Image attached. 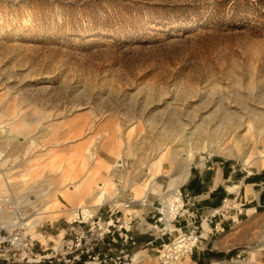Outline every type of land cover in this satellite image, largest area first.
<instances>
[{"label": "rangeland", "instance_id": "obj_1", "mask_svg": "<svg viewBox=\"0 0 264 264\" xmlns=\"http://www.w3.org/2000/svg\"><path fill=\"white\" fill-rule=\"evenodd\" d=\"M227 112L254 123L264 112V0H0V264H90L96 255L101 264L132 262L117 232L136 239L169 230L186 208L183 201L170 220L164 213L178 172L173 150L190 159V176L210 165L236 177L264 174L256 154L248 164L238 158L243 142L224 139ZM178 120L191 122L192 136ZM166 144L171 151L150 171L169 172L149 181V152ZM112 167L115 202L90 211L99 210L102 229L97 216L73 221L94 204L97 189L86 194L84 181L98 185ZM61 171L73 183L61 184ZM139 186L149 189L144 202L121 205L140 197ZM38 211L42 221L20 225ZM258 212L260 222L235 228L245 232L236 247L200 264H264V248H252L263 243L264 207ZM160 249L134 264H160Z\"/></svg>", "mask_w": 264, "mask_h": 264}, {"label": "crops", "instance_id": "obj_2", "mask_svg": "<svg viewBox=\"0 0 264 264\" xmlns=\"http://www.w3.org/2000/svg\"><path fill=\"white\" fill-rule=\"evenodd\" d=\"M199 165L203 166L204 163ZM261 172L236 177L233 174L234 171L228 170L224 166L213 165L206 169L201 168L191 176L189 172L190 177L188 176V180L186 179V182L182 183L184 199L182 200L186 208H182L184 211L182 216L178 214L179 216L174 219H172L174 215L167 219H172L167 225L169 230H162L160 233L154 231L138 236L136 239H134L136 235L134 236L127 230V233H124L125 240L124 234L117 232L118 240L125 246L123 248L134 254L130 264H134L145 254L151 257L166 240L187 232H199L198 250L195 253L192 250L191 253L184 255L187 258H183L184 261L180 260L178 264H200L204 259L211 258L210 256L217 257L216 251L227 255L231 249L236 247L239 233H245H236L235 228L241 227L248 230L247 226L250 227L263 219V214L258 212V208L264 207V174ZM248 173L250 172L248 171ZM255 186H260V188L256 190ZM182 200L179 197V209L182 206ZM226 201L234 202V205L225 209L223 205ZM121 205H125V203L123 202ZM240 223L244 224L239 225ZM260 233L258 234L259 242L262 241ZM111 239L116 241L115 236ZM252 248H257L256 251H258L264 246L256 247L255 245ZM252 248L250 247V249ZM144 260L145 257H142L141 262ZM217 263L225 264L226 262H216L215 264Z\"/></svg>", "mask_w": 264, "mask_h": 264}, {"label": "bare ground", "instance_id": "obj_3", "mask_svg": "<svg viewBox=\"0 0 264 264\" xmlns=\"http://www.w3.org/2000/svg\"><path fill=\"white\" fill-rule=\"evenodd\" d=\"M240 113L239 112H227V113H225V116L227 117V119H226L227 124L224 127L227 128V129L225 131L226 134H224L225 138H224V136H223V138L224 139H229V140L232 139V141H234V142H239V141L243 142L245 152L243 153L242 156H239L238 158L240 160H242L244 164H248L250 162L251 155L252 154H256L257 158L259 159L257 161V164H258L259 168H261L264 165V112H256L255 113L256 123L250 121V118L248 117V115L240 114ZM228 118L230 120H228ZM232 119H234V121H232V125H230L231 124L230 122H231ZM178 123H179V125H178L177 128L180 131L181 130H183V131L186 130L187 132H185V133H187V134H189L191 136L193 135V133H194L193 130L188 131L189 129L192 128L191 122L190 123H186V122H183L182 120H178ZM251 125L253 127H255V128H253V131H251V128H250ZM244 128L247 129L246 130L247 136H245L246 133H244V134H239V133L236 134V133H234L235 130H237V129L238 130L239 129L243 130ZM185 133H183V135ZM181 137L183 139L184 136H181ZM185 139L190 140L191 138L190 137H186V135H185V138L183 140H185ZM220 142H221V140H220ZM175 143H177V142H175ZM171 145L167 146V144H166L164 147H162V148L159 147L158 149H157V147H155V149L153 147L152 150L149 152L150 156L147 158L148 161H146V165L144 166V168H147V170H149V181L154 180L157 177L158 174H165V173L169 172V170L167 168V165H165V168L152 170V172L150 170L155 168L154 164L156 162V159L157 160L162 159V157H161L163 155V153H161L162 151H167V152L171 151L170 150ZM260 148H262V149H260ZM176 150H173L174 153L171 154V158H173V163H174L175 168L178 167V170H177L178 172H177L176 176L173 177L169 181V185L168 186H169L170 189L165 194V199L163 201V203H164V211H165L164 213L167 216V218L172 217L179 209V204H178V202H179V197H178V195H179V186L182 183H184V181L189 176L190 165H191L189 158L186 159V160H182V159L179 160L177 158L176 154H175ZM223 153L225 155H232V154H230V151L229 152H223ZM159 154H161V155L159 156ZM189 155H190V153H189ZM156 164L158 165L157 168L161 166L158 162H156ZM116 165L120 166V167L123 166L124 165V159L123 158L121 159V157L117 158L116 159ZM113 171H114L113 167L110 168V170H109V172L107 174L108 176H106V180L101 182L98 185H96V184L99 181L97 182L95 180H92L90 177L88 179H86V181H84V183H83L84 188L83 189H85L84 191L86 192V194L89 195V193H90V191L92 189H94V188L97 189V192H96V195H95V199H94V202H93L94 204H92V205L89 204L90 206H83V209L80 208L81 209L80 212L83 213V215H85L83 217H85L86 219H89V218H91L93 216L90 213L91 210L100 208V205H102L105 202H115V200H114L115 198L113 197L112 193L110 192V189H109V191L107 190V185L109 186V180H108L107 177H111ZM70 172H71V170H70ZM69 176L70 175L68 173L61 171L60 183L61 182H65L67 180L70 183H73V181H74L73 178H70ZM136 192H137L136 194H138V196H140V197H138V198L135 197L134 201L141 200L142 202H144V200L148 196L149 189H147L143 194H141V189H140V186H139V188H137ZM124 203H125V206H126V202H124ZM175 203H177V204H175ZM105 204H107V203H105ZM173 204H174V206H172ZM128 207H129V205H128ZM10 212L14 213L13 217L11 216L12 218L18 219V216L15 214L14 209H12ZM78 214H79V211L77 209L76 212H75V216L78 215ZM43 219H44V217H43L42 213L38 211V212H36L34 214L33 218H31V220L29 222L28 221L27 222H22L20 220L19 221H20V225L21 226L26 227L28 225L36 224L37 222H40ZM180 237L175 238V241H174V245L175 246L166 245V247H165V248L170 247V250H172V254L173 255H175V254L177 255L176 256L177 261L176 262L172 261L173 264H178L180 262L181 259L178 256L182 255L184 253L183 247H186L185 250H188L189 247L192 246L195 243V238L185 237V239H180ZM260 237L262 238V241H263L262 246H264V229L261 230ZM184 255H186V253ZM217 264H219V263H217ZM237 264H254V263L253 262L245 263V262L238 261Z\"/></svg>", "mask_w": 264, "mask_h": 264}, {"label": "built area", "instance_id": "obj_4", "mask_svg": "<svg viewBox=\"0 0 264 264\" xmlns=\"http://www.w3.org/2000/svg\"><path fill=\"white\" fill-rule=\"evenodd\" d=\"M233 171H235V169L233 168ZM264 183V182H263ZM179 196H180V198H181V200H182V197H181V192H179ZM133 203H134V200H132L131 198L129 199V201L128 202H126V206H132L133 205ZM230 204V203H229ZM228 204V205H229ZM108 204H104V205H101L100 206V208H102V207H104V206H107ZM240 205H243V204H240ZM183 200H182V206H181V208H183ZM227 207H230V206H227ZM100 208H99V210H100ZM98 210V211H99ZM81 211V210H80ZM98 211L95 213V214H93V216L91 217V220L92 221H94L95 220V217L97 216V213H98ZM178 212V211H177ZM176 212V213H177ZM176 213L174 214V216H176ZM79 216H82L83 217V214L80 212L78 215H77V218L74 220V221H77V219L79 218ZM97 219H98V221H96L97 222V224H98V227L100 228V229H102V225L100 224V217L99 216H97ZM80 222H82L81 220H79L78 221V223H80ZM95 222V221H94ZM122 226H120V228H121ZM106 231V232H105ZM105 231H104V233H111L112 231H111V229H110V224H107L106 226H105ZM181 236V237H180ZM124 240L126 239V235L124 234ZM177 237H180V239H185V237H192V238H195V243L192 245V246H190L189 247V249L188 250H185V248L186 247H183V249H184V253L182 254V255H179L178 257L181 259L182 257H183V255L186 253H191L192 252V250H193V247L196 245V243H197V241H198V236L194 233V232H190V233H188V234H181V235H179V236H177ZM177 237H175V238H177ZM175 238L172 240V241H170V242H168V243H163L162 245H161V249H160V251H159V254H158V260H159V263L160 264H173V262L175 261H177V259H176V254L175 255H173L172 254V250H170V247H168V248H165L166 247V245H169V246H175L174 245V241H175ZM165 252V253H164ZM40 259L41 258H39L38 259V261H40ZM92 261L90 262V264H101V260L99 259V256L98 255H96V256H93L92 257ZM130 261L131 260H129L128 262H125L124 264H130ZM173 261V262H172Z\"/></svg>", "mask_w": 264, "mask_h": 264}]
</instances>
